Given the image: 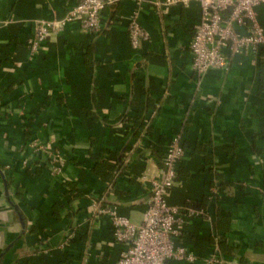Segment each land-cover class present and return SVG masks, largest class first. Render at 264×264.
<instances>
[{
  "label": "crops",
  "instance_id": "obj_1",
  "mask_svg": "<svg viewBox=\"0 0 264 264\" xmlns=\"http://www.w3.org/2000/svg\"><path fill=\"white\" fill-rule=\"evenodd\" d=\"M77 3L0 0V264H118L124 248L106 216L91 224L92 203L140 225L149 184L138 180L160 176L176 136L185 157L169 204L205 208L224 264H264L263 59L231 56L226 71L197 81L188 47L199 5L162 12L149 0H116L100 34L72 22L32 54L36 25ZM255 12L264 29V6ZM134 13L149 34L137 50L127 36ZM33 146L60 157L58 174ZM123 162L108 188V167ZM213 220L185 219L181 244L194 264L214 252Z\"/></svg>",
  "mask_w": 264,
  "mask_h": 264
},
{
  "label": "built area",
  "instance_id": "obj_2",
  "mask_svg": "<svg viewBox=\"0 0 264 264\" xmlns=\"http://www.w3.org/2000/svg\"><path fill=\"white\" fill-rule=\"evenodd\" d=\"M116 0H78L61 20L52 18L40 21L26 47L37 54L50 34L56 33L69 23L78 22L81 29L90 35L100 34L104 10ZM158 11L180 5L187 8L195 2L200 7V21L193 28L189 43L191 69L197 79L210 70L226 71L230 57L250 52L257 56L264 48V29L256 16V8L264 6V0H149ZM163 12V11H162ZM130 47L137 50L147 42L149 34L141 27L137 13L131 16L127 25ZM36 152L43 151L51 162L52 174H58L60 157L46 147L33 146ZM127 162L131 155L127 153ZM185 157L178 136L169 143L162 159L160 176L138 181L149 184V198L144 221L140 225L131 223L118 212V206L110 205L104 199L92 203L91 224L106 216L111 225L112 240L123 246L118 264H166L181 261L194 264L197 257L181 244L182 226L186 218H198L211 222L212 216L203 210L180 209L169 204V195L178 180V167ZM214 252L203 260L204 264H224L214 234Z\"/></svg>",
  "mask_w": 264,
  "mask_h": 264
},
{
  "label": "trees",
  "instance_id": "obj_3",
  "mask_svg": "<svg viewBox=\"0 0 264 264\" xmlns=\"http://www.w3.org/2000/svg\"><path fill=\"white\" fill-rule=\"evenodd\" d=\"M257 56L263 59L262 66L264 67V48L259 50ZM263 74H264V72H263ZM263 80H264V77H263ZM99 167H100V165H99ZM123 168H124V162L122 163V166H120V167L119 166L118 167H108V170H109L108 178L105 180V183H106L108 188H111L114 185L115 180L120 176L121 171H122ZM97 170H98V168L96 167L95 168V172H97ZM263 173H264V170H263ZM213 200L218 202L217 198H215ZM186 209L203 210V211H205V208H203V206L199 207V208L187 207ZM212 223H213V230H215L214 234H216V237H218V247H219V250H220V256L223 259V257H222L223 254H222V249L221 248H222V243H223L224 238H223V235L218 232V227L216 225V221L214 222V220H213ZM214 237L215 236H213V238Z\"/></svg>",
  "mask_w": 264,
  "mask_h": 264
}]
</instances>
